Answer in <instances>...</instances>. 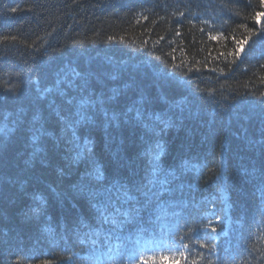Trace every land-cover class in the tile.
Returning a JSON list of instances; mask_svg holds the SVG:
<instances>
[{"label":"trees","instance_id":"obj_1","mask_svg":"<svg viewBox=\"0 0 264 264\" xmlns=\"http://www.w3.org/2000/svg\"><path fill=\"white\" fill-rule=\"evenodd\" d=\"M0 264H264V0H0Z\"/></svg>","mask_w":264,"mask_h":264}]
</instances>
